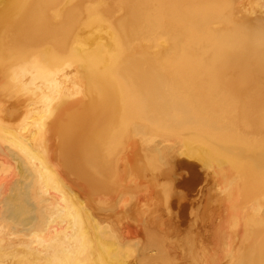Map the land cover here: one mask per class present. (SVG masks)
I'll return each instance as SVG.
<instances>
[{
  "label": "bare ground",
  "instance_id": "bare-ground-1",
  "mask_svg": "<svg viewBox=\"0 0 264 264\" xmlns=\"http://www.w3.org/2000/svg\"><path fill=\"white\" fill-rule=\"evenodd\" d=\"M0 264H264V0H0Z\"/></svg>",
  "mask_w": 264,
  "mask_h": 264
},
{
  "label": "rangeland",
  "instance_id": "rangeland-1",
  "mask_svg": "<svg viewBox=\"0 0 264 264\" xmlns=\"http://www.w3.org/2000/svg\"><path fill=\"white\" fill-rule=\"evenodd\" d=\"M183 163H185V162H183ZM194 168L196 169V171L198 170V171H200L202 173L204 172L202 170V168H201V170H199L200 169V166L199 165H195L193 168H186L184 165H182V168L179 169V173L180 172L181 173L180 174L178 173L177 174L178 176L176 175L177 178L175 177L176 182L178 184V186H177V192H179V195H180V191H182V195H180V199L181 200L179 199V197L176 198V199H178V201L176 200V203L177 204L175 205V208H177V209H175V211L178 210L177 211V215H178V218L181 220L182 226H186V223H188V222L190 223L191 222L190 220L192 219V216H193V213L192 212H195L194 210H198L199 208H201L204 205V202L203 201H205L204 199H205V197L207 195V194H205V196L202 195L204 193V191L202 192V194H201V191L199 193V189H201V187L202 188L204 187V189H205V186L207 187V184L208 183L207 182L204 183L205 180H203V179H201V180L199 179V181L197 180V183H200L199 184L200 186L203 183L201 187L198 186V185H196V183L194 182L195 184L193 186L195 187V189L197 188L196 189L197 192H196L195 189H193V186L191 185V184H193V181H194L193 178H194V176L198 174V171H197V173H194L195 171H193V173H192V170H194ZM200 175H203L204 176V173L203 174H200L199 173L198 176H200ZM203 176H201V178H203ZM189 181L191 183L190 185L192 186V188H189L191 186H188L187 185L189 183ZM179 185H180V187H179ZM206 193H207V190H206ZM183 194H184V196H183ZM197 194L199 196L202 195L203 197L202 196L199 197V196H197ZM178 207H179V209H178ZM190 212H191V215H190ZM192 221H193V219H192Z\"/></svg>",
  "mask_w": 264,
  "mask_h": 264
}]
</instances>
